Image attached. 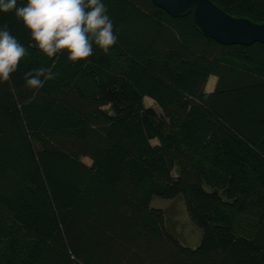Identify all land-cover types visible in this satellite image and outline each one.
<instances>
[{"label":"trees","instance_id":"16d2710c","mask_svg":"<svg viewBox=\"0 0 264 264\" xmlns=\"http://www.w3.org/2000/svg\"><path fill=\"white\" fill-rule=\"evenodd\" d=\"M0 264H264V43L152 0H0Z\"/></svg>","mask_w":264,"mask_h":264},{"label":"water","instance_id":"95a60500","mask_svg":"<svg viewBox=\"0 0 264 264\" xmlns=\"http://www.w3.org/2000/svg\"><path fill=\"white\" fill-rule=\"evenodd\" d=\"M172 17L192 12L195 26L205 36L224 45L264 43V22L236 17L212 0H152Z\"/></svg>","mask_w":264,"mask_h":264},{"label":"rangeland","instance_id":"374dc122","mask_svg":"<svg viewBox=\"0 0 264 264\" xmlns=\"http://www.w3.org/2000/svg\"><path fill=\"white\" fill-rule=\"evenodd\" d=\"M46 48L53 51V46L50 43H45ZM146 105H152L161 114V108L154 102L153 99L146 97ZM110 111V107H106ZM157 139H153L152 142L156 143ZM84 161L90 163L91 160L88 157H84ZM176 174V171L174 170ZM152 205L162 207L166 209L168 216V223L172 228L174 234L179 240L187 245L196 246L203 235V231L197 225H195L189 218L185 201L183 197L179 196L174 199H163L159 196H155L152 200Z\"/></svg>","mask_w":264,"mask_h":264},{"label":"crops","instance_id":"0c3cea01","mask_svg":"<svg viewBox=\"0 0 264 264\" xmlns=\"http://www.w3.org/2000/svg\"><path fill=\"white\" fill-rule=\"evenodd\" d=\"M216 81H217V77L215 75H211L206 86L207 90L209 91L213 90L216 86Z\"/></svg>","mask_w":264,"mask_h":264}]
</instances>
